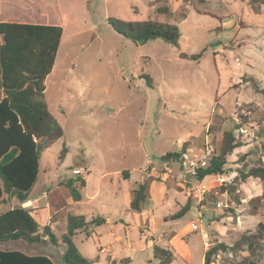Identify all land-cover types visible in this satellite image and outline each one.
<instances>
[{
  "label": "rangeland",
  "instance_id": "374dc122",
  "mask_svg": "<svg viewBox=\"0 0 264 264\" xmlns=\"http://www.w3.org/2000/svg\"><path fill=\"white\" fill-rule=\"evenodd\" d=\"M152 1L49 0L60 7L67 21L44 100L65 138L42 153L41 172L30 196L55 192L54 196L65 200L68 190L63 184L77 177L74 168L86 163L87 201L103 172L133 171L135 182L150 160L145 174L164 177L175 188L181 185L202 228L191 229V212L170 221L172 230L186 232L175 247L181 256L175 255L172 264H203V230L213 246L231 247L243 233L264 225L262 184L254 178H240L243 171L258 164L260 154L253 149L259 141L250 131H239L245 145L228 158L222 175L203 181L185 172L181 157L170 163L161 157L181 152L184 141L189 143L186 152L192 155L207 148L216 152L223 132L237 120L239 107L253 104L264 111V96L244 82L245 77H253L264 88V6H250L249 0H167L181 34L178 48L160 39L133 43L110 26V17L147 20L155 12ZM60 18L42 15L40 21L54 23ZM199 54V59L191 58ZM145 75L151 77L152 85ZM64 147L68 153L62 160ZM170 197L162 207L153 208L155 218L163 221L164 215L181 209L178 202L185 203L184 194L170 191ZM257 197L263 198L255 214L252 205ZM95 204L98 213L91 206L74 211L87 220L92 214L97 218L109 212L101 210L99 201ZM2 209L0 205V213ZM68 214L64 210L56 218L52 229L57 236L66 232ZM134 217L130 211L127 217L114 218L116 226L124 227L115 235L120 237L118 242L109 235L112 228L102 226L97 230L101 246L85 233H78L74 243L94 264H107L110 256L116 259L113 264H158L149 231L134 227ZM101 247L110 250L101 253ZM38 250L60 252L59 247ZM229 257L219 253L214 262L229 264Z\"/></svg>",
  "mask_w": 264,
  "mask_h": 264
},
{
  "label": "trees",
  "instance_id": "16d2710c",
  "mask_svg": "<svg viewBox=\"0 0 264 264\" xmlns=\"http://www.w3.org/2000/svg\"><path fill=\"white\" fill-rule=\"evenodd\" d=\"M153 0V16L145 21H123L110 17V26L133 43L163 40L178 48L180 31L175 21V13L166 2ZM184 3L191 0H183ZM205 1V0H201ZM250 6L262 7L264 0H249ZM0 34L4 44L0 47V205L6 210L0 213V245L19 243L25 249L62 247V259L66 264H94L81 254L74 243L78 233L90 237L94 229L106 223L102 217L88 222L84 216L69 213L67 230L61 236L55 235L51 226L42 227L32 211L24 207L30 200L31 192L38 182L41 172L42 153L56 142L65 138L64 129L56 121L44 100L45 81L52 73L63 34L61 26L0 23ZM201 54L191 57L199 59ZM152 85L150 76H142ZM256 93L264 96V88L253 77H245ZM237 120L233 127L225 130L218 150L207 160L206 167L197 170L196 178L203 181L209 176L222 175L228 158L245 141L238 134L246 129L259 144L254 152L260 154L256 166L240 174L242 180L254 178L260 181L264 190V111L253 104H245L237 110ZM189 149V143L182 145L181 152L167 153L163 162H177ZM68 153L63 148L61 159ZM128 179L129 172L122 173ZM161 181L160 176L146 175L132 191L130 208L140 213L151 206L150 185ZM74 202L82 200L81 190L85 180L81 177L70 179L63 184ZM263 197L254 199L253 212L258 214ZM193 208L188 199L181 209L166 220L183 218ZM219 253L230 256L229 264H264V225L251 232L243 233L231 247L216 244L206 251L204 264H215ZM153 255L158 264H172L175 253L169 248L155 244ZM0 264H57L46 255H28L17 250H0ZM224 264V263H220Z\"/></svg>",
  "mask_w": 264,
  "mask_h": 264
},
{
  "label": "crops",
  "instance_id": "0c3cea01",
  "mask_svg": "<svg viewBox=\"0 0 264 264\" xmlns=\"http://www.w3.org/2000/svg\"><path fill=\"white\" fill-rule=\"evenodd\" d=\"M59 8L60 7H57L56 5L50 4L49 0H0V23H19V24H32V25L61 26L63 28V34L61 38V41H62L65 35V32H66L65 22L67 21V19L65 17L66 14L62 12L61 9ZM42 15L43 16L55 15V16H60L61 18L59 22L58 21L54 23L41 22L40 19ZM3 44H4V38H3V35L0 34V47ZM53 70H52V73H53ZM46 81H45V86H46ZM150 163L151 161L149 160L147 162V166L143 169V172H141V176L135 182L133 181V171L131 172L128 171L129 172L128 179H124V177L122 176V173L124 171L121 172L119 170V171H113V172H108V171L103 172L98 179L97 188L93 191V194L87 200L88 202L86 201V196L84 195V191H86L89 185V177L87 176L89 168L87 167V164L84 163V165L74 168L72 170L73 174L75 170L84 171V172H81L82 174H74L77 177L83 178L86 183L85 187L81 190L82 200L80 202H74L70 196L69 191L68 193L65 192V196H66L65 200L63 199V197H61L62 195L54 196L55 192H49V194L43 195L41 197H35V198L30 197V200L24 205V207L32 211V215L35 217L37 222L42 227L49 225L52 228L56 218L64 210L74 215H78L74 211L75 209H77L80 206H91L95 209V212L93 213H98L99 210H97V205L95 203L99 201L101 210L104 211V209H109V212L107 213L102 212V216H103L102 218L106 220V223H104L101 226L96 227L91 235L96 239L98 245L101 246V235H99V231H97L98 228L102 226L112 228L110 230L109 235L112 237H115L117 232H121L124 230V227L116 226L114 224V218L121 217V216L127 217L129 212L131 211L133 212V216H135L134 218L137 219V223L134 224V227H137V225H139L140 229L148 230L150 233L149 238L152 240L153 246L157 244V245H161L163 247L169 248V249H173L176 256H181L180 254H178L175 247L178 244L177 242L179 241V239L185 238L186 236L185 229H181L178 231L172 230L169 224L170 220H166V218L170 216L171 214L164 215L162 218L163 221H161V217H156V218L154 217V210H153V208L162 207L165 204V202L171 198L170 191H174L175 193L184 194L185 203L178 202V204L181 207L184 206L187 203L188 198L185 195L186 190L183 187H181V185L175 188L172 185H168L166 183L167 179L162 177L161 181H154L150 185V196H151V207L152 208H147L140 213L134 212L130 208V204L132 201V191L137 186V184L143 181L144 178L146 177L145 170L147 169ZM42 199L45 200L44 203H41ZM5 210L6 208L3 206L2 212H4ZM190 212L192 216L194 217V220L191 222V229H193V225L198 224V222H200V219L198 217L199 214L197 212H194L193 210H191ZM91 217H92L91 220H87V219L86 220L90 222L95 218L93 214ZM158 221H160V223ZM121 223L125 224L126 222L122 221ZM66 230H67V218H66ZM161 239H164V240L162 241ZM119 240H120V237L118 236L114 238L115 242H118ZM9 243H12V242H9ZM9 243H5L7 245L4 248H0V250H17V251H22L32 256L46 255V256L51 257L57 264H60V261H63L62 259L63 248L62 247H59L60 252L57 251L56 253H53V251H50V253H42L38 249H25L19 243H12L11 245H8ZM153 246H152V249H153ZM109 250L110 248L105 249L104 247H101V253H106ZM206 251L207 249L205 248V253ZM115 260L116 259L114 256H110L108 258L107 264H113ZM123 261L125 263L131 262L130 259H125ZM203 264H204V259H203Z\"/></svg>",
  "mask_w": 264,
  "mask_h": 264
},
{
  "label": "built area",
  "instance_id": "2783aa9c",
  "mask_svg": "<svg viewBox=\"0 0 264 264\" xmlns=\"http://www.w3.org/2000/svg\"><path fill=\"white\" fill-rule=\"evenodd\" d=\"M214 153V149L207 148L203 153L199 155H192L191 152H185L181 156V164L186 173L196 176L197 170L203 167H206L207 160L211 157ZM83 170H75L74 174H82ZM221 206V204H219ZM194 231L202 230L201 226L198 224L193 225ZM203 236L205 238V248L209 250L213 244H211L210 240L208 239V234L206 231L203 230Z\"/></svg>",
  "mask_w": 264,
  "mask_h": 264
},
{
  "label": "water",
  "instance_id": "95a60500",
  "mask_svg": "<svg viewBox=\"0 0 264 264\" xmlns=\"http://www.w3.org/2000/svg\"><path fill=\"white\" fill-rule=\"evenodd\" d=\"M147 42L146 41H144V42H141V45H144V44H146Z\"/></svg>",
  "mask_w": 264,
  "mask_h": 264
}]
</instances>
